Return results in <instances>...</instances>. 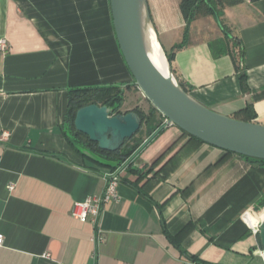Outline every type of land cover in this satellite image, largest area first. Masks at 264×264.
<instances>
[{
    "label": "crops",
    "instance_id": "1",
    "mask_svg": "<svg viewBox=\"0 0 264 264\" xmlns=\"http://www.w3.org/2000/svg\"><path fill=\"white\" fill-rule=\"evenodd\" d=\"M148 1L167 53L183 43L172 67L190 98L264 127V0L225 7L229 37L208 14L184 36L181 0ZM1 40L0 264H264L255 233L264 217L250 216L264 208V164L167 126L160 113L163 131L145 139L135 168L177 146L147 178L122 172L120 198L99 219L104 242L72 216L76 203L104 193L113 170L72 144L69 92L123 86L122 113L153 106L125 62L110 0H0ZM171 159L168 178L148 182Z\"/></svg>",
    "mask_w": 264,
    "mask_h": 264
},
{
    "label": "water",
    "instance_id": "2",
    "mask_svg": "<svg viewBox=\"0 0 264 264\" xmlns=\"http://www.w3.org/2000/svg\"><path fill=\"white\" fill-rule=\"evenodd\" d=\"M110 4L117 40L136 86L166 119V125H175L224 151L264 161V127L214 113L193 101L177 82L176 86L170 83L144 45L137 0H110ZM75 127L101 150L116 152L141 130L142 119L134 111L115 115L114 107L90 105L77 112ZM78 149L90 159L102 161L90 150ZM258 234L264 248V223Z\"/></svg>",
    "mask_w": 264,
    "mask_h": 264
},
{
    "label": "trees",
    "instance_id": "3",
    "mask_svg": "<svg viewBox=\"0 0 264 264\" xmlns=\"http://www.w3.org/2000/svg\"><path fill=\"white\" fill-rule=\"evenodd\" d=\"M241 0H181L180 2V10L181 13L187 22L185 27L184 36H186L190 24L195 21L198 16L201 14H208L215 17V14L218 19H216L218 25L222 29V31L229 37V30L223 21V10L227 6L236 5ZM183 47V43L176 44L170 53H167V58L171 69L173 71L172 63L174 61V57L176 52ZM243 55L240 53L238 55V61L241 63ZM237 62V61H236ZM174 73V71H173ZM246 75L243 74L241 76L242 80L245 79ZM181 89L187 93V87L180 81H178ZM124 102V87L123 86H114V85H106V86H96V87H83V88H75L69 92V107H68V115L66 118V124L70 133L73 135L72 144L76 148L78 152V146L86 148L93 152L100 160L95 161L90 159L81 153L84 157L98 163L101 166L108 167L112 170L119 168L123 163L127 161V168L132 172L139 174L140 179L147 178L149 174L154 172V170L164 161L165 157H167L177 146V143L174 144L168 151L161 156L158 160H156L145 172H141L136 169L134 166L135 158L138 154L142 152V150L146 147L144 142H138L136 144L135 138L137 134L142 131L143 126L147 127V134L150 139L158 136L162 131V123L157 120L158 110L152 106L148 113H145L139 107L135 108L133 111L138 113L140 118L142 119V128L141 130L130 140H127L125 144L121 147L120 150L116 152H109L101 150L97 143H93L89 140V137L83 133L77 131L75 127V118L77 112L87 106L90 105H98V106H108L115 108V115L121 114V107ZM128 113V112H127ZM185 133V132H184ZM156 134V135H155ZM186 135H189L185 133ZM155 135V136H154ZM190 136V135H189ZM192 137V136H191ZM200 142H203L195 137H192ZM133 142V146L131 143ZM231 153V152H230ZM249 159V158H248ZM171 159L167 164H165L154 176L152 179H149L148 182H160L166 180L173 169L171 166ZM253 162L264 164L262 160H252ZM255 217H264V211L259 215H251ZM264 223V221H263ZM192 260H196L192 257Z\"/></svg>",
    "mask_w": 264,
    "mask_h": 264
},
{
    "label": "built area",
    "instance_id": "4",
    "mask_svg": "<svg viewBox=\"0 0 264 264\" xmlns=\"http://www.w3.org/2000/svg\"><path fill=\"white\" fill-rule=\"evenodd\" d=\"M8 49V44L6 40L0 41V51L5 52ZM127 161L123 163L119 168L113 170L106 175L107 186L104 193L98 197H91L83 202L76 203L74 205V210L72 216L82 222L91 221L96 227V235L93 237V242L100 244L104 242V236L102 230L100 229L99 219L102 213L103 206L110 202H117L120 198L119 196V185L121 182V174L127 169ZM13 187H10L12 190ZM261 224L255 230V233H259ZM4 245V236L0 234V247ZM95 253L93 258H95ZM188 264H204L201 261H190Z\"/></svg>",
    "mask_w": 264,
    "mask_h": 264
},
{
    "label": "bare ground",
    "instance_id": "5",
    "mask_svg": "<svg viewBox=\"0 0 264 264\" xmlns=\"http://www.w3.org/2000/svg\"><path fill=\"white\" fill-rule=\"evenodd\" d=\"M137 10L138 17L140 21V28L142 33V38L146 50L156 66L159 72L174 86H176V79L172 74L171 70H169L168 61L164 55V52L160 46L158 41L156 32L151 23L150 16L148 14L147 3L146 0H137Z\"/></svg>",
    "mask_w": 264,
    "mask_h": 264
},
{
    "label": "rangeland",
    "instance_id": "6",
    "mask_svg": "<svg viewBox=\"0 0 264 264\" xmlns=\"http://www.w3.org/2000/svg\"><path fill=\"white\" fill-rule=\"evenodd\" d=\"M171 3H172V5H173V7H176V4L178 3V0H169ZM146 3H147V9H148V14H149V16H150V20H151V23H152V25H153V27H154V30H155V32H156V35H157V38H158V41H159V43H160V46H161V48H162V50H163V52H164V55H165V57H166V60L168 61V58H167V51L164 49V47H163V45H162V42H161V38H160V35H159V31H158V29L156 28V25L154 24V22H153V19H152V16H151V10H150V8L152 7V5H150L149 3V1L148 0H146ZM168 66H169V70H171V72H172V74L174 75V73H173V71H172V69H171V66H170V64H169V61H168ZM174 77H175V75H174ZM176 78V77H175ZM176 82H177V84H178V79L176 78ZM179 85V84H178ZM147 137H148V134H147V127L146 126H143V128H142V131L139 133V134H137V136H136V138H135V141H136V144L138 143V142H144L145 141V139H147ZM131 145L133 146L134 144H133V142L131 143ZM264 211V208L263 209H261V212H263ZM263 255H264V251H263Z\"/></svg>",
    "mask_w": 264,
    "mask_h": 264
}]
</instances>
